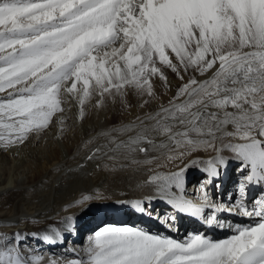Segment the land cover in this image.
<instances>
[{"label": "snow or ice", "instance_id": "6c2138e0", "mask_svg": "<svg viewBox=\"0 0 264 264\" xmlns=\"http://www.w3.org/2000/svg\"><path fill=\"white\" fill-rule=\"evenodd\" d=\"M165 70L181 81L168 104L90 138L86 159L146 168L144 185L154 194L118 203L150 218L153 202L165 203L173 211L162 221L170 230L177 213L209 227H224L215 214L225 211L252 222L223 240L106 224L83 255L47 264H264V190L247 206L249 188L264 189V0H0V150L39 136L68 98L78 102L81 119L93 99L101 109L131 93L143 108L157 98L155 80L169 86ZM208 151L215 155L207 161L183 163ZM170 164L175 170H159ZM233 166L236 191L217 205L209 191L223 188ZM192 168L202 174L198 202L187 192ZM67 222L73 230L74 218ZM58 237L43 239L54 244ZM26 240L0 234V264H44L22 250Z\"/></svg>", "mask_w": 264, "mask_h": 264}, {"label": "bare ground", "instance_id": "6f19581e", "mask_svg": "<svg viewBox=\"0 0 264 264\" xmlns=\"http://www.w3.org/2000/svg\"><path fill=\"white\" fill-rule=\"evenodd\" d=\"M165 71L169 86L166 88L161 81L155 80L157 98L143 108L140 107L141 99L131 93L126 98V102L118 99L114 103L109 99L101 109L93 107L95 104V99H93L86 105L85 116L81 119L78 102H72L68 98V102L63 104L64 112L57 114L49 127L39 136L33 135L18 148L0 150V233L11 230L12 233L19 232L27 236L22 250L25 253L43 256L44 264L56 255V257L67 258L76 249L79 251L77 250L75 254L83 255V249L96 231L91 233L94 226L100 222L106 225L107 222H114L119 217H122L125 220L124 225L128 226L133 224V220H139L138 217H141L145 223L149 221L150 224H139L138 228L172 238L171 234L163 229V226H167L166 223L162 228L158 227L159 224H151L155 215L166 214L167 217L173 215L169 206H166L169 208L160 206L163 202L152 204L153 216L151 218L148 215L139 214L136 210L131 212L127 209V203L117 207L116 211L102 208L110 204L118 205L119 201L131 202L153 195V189L144 185L149 173L146 168H137L135 165L129 169L114 167L116 164L125 162L121 160L108 161L101 157L87 160L86 156L91 154L89 150L91 146L85 147L86 142L98 133L111 131L114 128L119 129L122 125L135 122L137 116L143 117L144 113L156 111L161 104L167 105L181 81L170 70ZM187 79L188 76H185V80ZM60 120H63V123H60ZM97 143H103V141L99 140ZM214 155L215 153L211 151L197 152L192 157L186 158L183 163L186 164L195 158L207 161ZM224 155L230 156L231 154L225 152ZM6 165L12 166L15 170H18L21 165H25L26 168L11 175L3 172L2 166ZM234 168L235 166H233L230 177L224 178L222 189H210L209 195L214 198V203L228 204V193L236 191L237 173ZM170 169L175 170L171 164L159 170L168 171ZM188 173L190 175H187V192L189 197L194 199V196H198L196 189L199 188L202 174L196 168H192ZM98 189L104 190L107 196L106 201L100 202L101 205H106L100 207L101 210L93 209L88 212L91 208L82 209L80 207L77 211L71 209L81 194L89 192V194H94ZM192 189H194L193 192H191ZM261 191L260 187L253 190L247 204L249 208L252 207L254 199L258 198L256 195ZM194 201L198 202L195 199ZM63 210L67 215L60 214ZM207 210L210 211H205L204 215L210 217L212 210ZM234 214L217 212L216 218L222 222L224 227H219L215 223L209 227L201 220L197 223L195 219L188 218L189 215L177 213L175 229H178V232L175 238L184 239L189 233H201V231L214 240L228 238L236 227L247 226L252 222L249 218H241L239 214L236 216ZM68 217L74 218L75 227L71 231L69 230L71 222H67ZM31 219L36 222H50L54 229H58L63 234L56 238V243L53 244L46 242L43 239L44 236L37 235L39 234L37 232L23 228L15 229L16 226ZM228 220L231 224L227 225ZM53 230L51 234L54 233ZM43 232L47 233L46 235L50 234V230L43 229ZM85 234L87 237L84 239ZM83 239L85 241L83 245L77 244ZM68 246L72 249L69 250Z\"/></svg>", "mask_w": 264, "mask_h": 264}, {"label": "rangeland", "instance_id": "374dc122", "mask_svg": "<svg viewBox=\"0 0 264 264\" xmlns=\"http://www.w3.org/2000/svg\"><path fill=\"white\" fill-rule=\"evenodd\" d=\"M71 100V99H70ZM72 102L74 101V100H71ZM13 148H18V147H13ZM12 149V148H11ZM177 163L179 164L180 162L179 161H177ZM25 164H28V163H25ZM181 165V164H180ZM168 166H170V165H168ZM12 166H2V169H3V172L4 173H9V174H11V175H15L17 172H19L20 170H23V169H25L26 168V166L25 165H21L19 168H18V170H15V168H11ZM171 167H173L172 165H171ZM130 168V167H129ZM128 168V169H129ZM14 169V170H13ZM17 169V168H16ZM197 170V169H196ZM189 173H187V175H188ZM190 175V174H189ZM99 190V189H98ZM96 190V192H94V194H89V193H87V194H81V196H80V198L77 200V201H79V200H82L83 199V197L84 196H89V197H92L91 199H89L87 202H85V203H83V204H77V203H74V205H73V207H71V209L73 210H75V211H77L80 207H82V209H85V208H91L90 210H88V212H90L91 210H93V209H95V210H99L100 209V207H102V206H106V205H101L102 203H100V202H102L103 200H107V196H106V192H104V190ZM193 190L194 189H192V191L191 192H193ZM198 194V193H197ZM82 197V198H81ZM194 199L195 200H198L199 199V196H194ZM153 203H160V201H154ZM224 204H222V203H220V204H217V205H221V206H223V205H226L227 203H225V202H223ZM130 203H127L126 204V206H127V209H130L131 210V212H134L133 210L134 209H132L131 208V206L129 205ZM121 205H123V204H118V205H115V204H110L109 206H106V207H102V208H106V209H108V210H114V211H116V208L117 207H119V206H121ZM160 206H162V207H166V206H168V205H166L165 203H160ZM166 208H169V207H166ZM101 210V209H100ZM206 211H210V210H206ZM38 214H39V212H37ZM223 213H226V211L225 212H223ZM38 214H36V215H38ZM60 214H62V215H67L66 214V212H65V210H63ZM219 214V213H218ZM235 216L237 215V214H234ZM157 215H155V217H156ZM159 216V215H158ZM160 217H161V220H157V219H153V221H151V224L152 223H156V224H159L158 225V227L160 226V228H162V226H163V224H165V223H163L162 221L164 220V219H166L167 218V215L166 214H161L160 215ZM240 217L241 218H247V217H242L241 215H240ZM139 218V220H133V224H131L130 226H134V227H138V225L139 224H150L149 223V221H147L146 223H145V220L143 219V218H141V217H138ZM135 223H137V224H135ZM51 223L50 222H46V221H44V222H36V221H34V219H31V220H28V221H26V222H24V223H22L20 226H16V228L15 229H20V228H23V229H27L28 231H32V232H37V233H39V234H37V235H40V236H45L46 234H44V232H43V229H46V230H50V234H51V232H52V230L54 229L51 225H50ZM106 224H116V225H124L125 224V220L122 218V217H119L116 221H114V222H107ZM102 226H104V224L103 223H98V224H96V226H94V228L91 230V233L92 232H94L95 230H97L98 228H100V227H102ZM232 227L233 226H235V225H231ZM230 226V227H231ZM168 226H163V229L165 230V231H167L169 234H171V236H172V238H175V236H176V234H177V232H178V230H176V229H173V230H169L168 228H167ZM229 227V228H230ZM54 232L55 231H59L58 229H54L53 230ZM60 232V231H59ZM12 232H11V230H9V231H6L5 230V232L3 231V233L1 232L0 234H11ZM88 233V236H89V234H90V232L88 231L87 232ZM44 234V235H43ZM49 234V235H50ZM61 234H63V233H60V235ZM183 234H185V232L183 233ZM87 237V234H85L84 235V239ZM35 238V237H34ZM84 239L82 240V241H79L77 244H80V245H83V243L85 242L84 241ZM68 242H70V243H72V241H68ZM67 242V243H68ZM68 249L69 250H71L72 249V247L71 246H68ZM77 250L78 249H76V250H74L73 252H71L69 255H68V257L67 258H72L74 255H75V252H77ZM79 251V250H78ZM53 252H54V250H53ZM57 256V255H56Z\"/></svg>", "mask_w": 264, "mask_h": 264}]
</instances>
